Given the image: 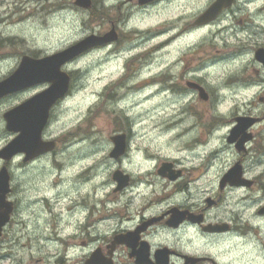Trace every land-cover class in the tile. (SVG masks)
Instances as JSON below:
<instances>
[{"label":"clouds","instance_id":"1","mask_svg":"<svg viewBox=\"0 0 264 264\" xmlns=\"http://www.w3.org/2000/svg\"><path fill=\"white\" fill-rule=\"evenodd\" d=\"M22 6L33 14L0 24V39L22 41L0 54V101L47 89L0 108V264H264V0ZM117 6L102 32L99 14ZM157 17L172 37L158 49ZM48 62V75H30ZM99 78L108 87L85 111L75 98ZM58 88L39 118L29 105ZM98 109L123 126L90 125ZM76 125L87 131L59 142Z\"/></svg>","mask_w":264,"mask_h":264},{"label":"rangeland","instance_id":"2","mask_svg":"<svg viewBox=\"0 0 264 264\" xmlns=\"http://www.w3.org/2000/svg\"><path fill=\"white\" fill-rule=\"evenodd\" d=\"M24 0H20V2L18 3L17 0H13V6L11 9H5L4 12H0V24H5L7 23L8 25H13L15 23L21 22L23 21L26 17L31 16L33 14V11L26 9L22 6ZM0 7H3L2 4H0ZM119 7L117 6L114 10L112 15H108L105 12H102L99 14L98 16V21L101 25L102 28V32L104 31H108L110 32V21H112V19L116 16L119 15ZM152 23L156 24L158 27V30L161 32V34L163 36H166L167 38L169 36H167V32L165 30L164 25L166 24V21L162 18H153ZM166 38V39H167ZM166 39H160L158 40L156 43H154L152 45L153 48H160L163 47L165 45H167L166 43ZM22 41H20L18 38L15 37H10V38H4V39H0V54H4L7 55L10 52L15 50V47L18 43H20ZM201 53H204L205 55L209 56L212 59H218L217 55H216V51L215 49L212 48H207V49H201L200 50ZM227 53H232L231 51H228ZM54 54V53H52ZM200 53H197V57L199 56ZM130 68H135V63H132L129 65ZM249 77H245V79H248ZM161 79H166V77H161ZM147 81H145L146 83ZM104 85H106L103 82V78H99L92 86V88L82 92L78 98H75V104L79 105L80 107H84L85 111L91 112V101H92V96L95 93V90L97 88H102ZM12 106L11 103H9V101L5 100V101H0V108H6V110L10 109ZM192 108H196V107H190L189 109H187L190 112H196V109H192ZM6 112V111H5ZM200 115H202V113H200ZM58 119L57 116H55V119L53 120V122H56V120ZM88 123L90 125L93 126H98L101 128H106V127H122L123 125L121 124V122L118 119H109L105 116H102L100 114V110L98 109L97 112L95 114H93V118L88 121ZM180 123V121H174L173 123L167 125V127L169 129L174 128L176 126H178V124ZM81 131H87V129H81L80 125H76L74 130H69L66 133H62L61 136L58 138L59 142H63V141H67L70 140L71 137H73L74 135L78 134ZM180 133H177V135ZM59 142L57 144V146H59Z\"/></svg>","mask_w":264,"mask_h":264},{"label":"water","instance_id":"3","mask_svg":"<svg viewBox=\"0 0 264 264\" xmlns=\"http://www.w3.org/2000/svg\"><path fill=\"white\" fill-rule=\"evenodd\" d=\"M56 54V53H55ZM262 57H259L260 59H264V53H262ZM54 55V54H53ZM71 55V53L69 54ZM53 62H48L47 65H43V66H36L33 70L32 73H30V75H34V76H45V75H48L49 72H50V65L52 64ZM27 82V78H21V77H18V78H15L13 79L12 81L9 82V84L6 86L7 89H11V88H16V87H21L23 86L24 83ZM62 90L61 88H58L56 90H54L53 93H50L46 96H42L40 98H38L37 100H35L33 102L32 105H29V108H32V107H35V106H39L40 108V112H39V118H42V114H43V107L44 105L48 102V100L51 98V96L55 93H57L58 91ZM42 94V93H41ZM40 94V95H41ZM38 95V96H40ZM34 99V98H33ZM32 100V99H31ZM27 103V102H26ZM26 103H23V104H26ZM23 104H20L18 105L17 107H15L14 109L10 110V111H15L17 108H20L22 107ZM26 111V109H21L15 113L12 114V116L10 117V120H12L13 122V126H17V122H18V119L19 117L21 116V118H23V112ZM7 113H5L6 115ZM20 144V142L18 141L16 144H14L12 146V149H9V151L11 150H14L16 147H18Z\"/></svg>","mask_w":264,"mask_h":264},{"label":"flooded vegetation","instance_id":"4","mask_svg":"<svg viewBox=\"0 0 264 264\" xmlns=\"http://www.w3.org/2000/svg\"><path fill=\"white\" fill-rule=\"evenodd\" d=\"M144 6H150V5H144ZM111 27H112V24H111V21H110V27H109L110 30H109V31H111ZM171 39H172V37L169 36V37L166 39V43L168 44V42H169ZM232 54H233V53H227V52L225 53V55H232ZM141 55H142V54H141ZM262 55H263L262 53L259 54V57H262ZM193 62H195V60H193ZM70 71H71V70H70ZM147 83H151V81L148 80V81L146 82V84H147ZM178 83H179V84H182L183 81L181 80V81H179ZM177 86H178V85H177ZM107 87H108V85L106 84V85H104L102 88H105V89H106ZM46 89H47V85H46V84H41V85L33 86V87H30V88H28V89H26V90H23V92L19 95L18 98L12 99L11 97L7 96V97H4V98H3V101H5V100L9 101V103L12 104L11 108H13V107H15L16 105H18V104H20V103H22V102H26V101H28V100L34 98L36 95H38V94H40V93L46 91ZM146 99H147V97H146ZM261 99H264V97H262ZM202 104H203V101H201V104H198V105H192L191 107H196V108H198V107H201ZM196 108H192V109H196ZM196 110H197V109H196ZM54 119H55V115L52 114V113L50 112V113H49V120L53 122ZM179 135H180V134H178L177 136H179ZM198 172H199V170H193V175L198 174ZM258 211H259V210H258ZM9 222H11V216H10ZM7 227H8V223L5 225V228H7ZM114 254H115V253H114ZM57 264H64V258L61 257L60 260L57 261Z\"/></svg>","mask_w":264,"mask_h":264}]
</instances>
